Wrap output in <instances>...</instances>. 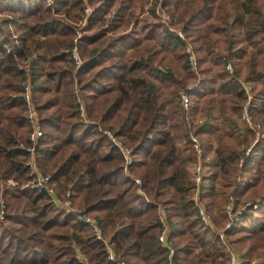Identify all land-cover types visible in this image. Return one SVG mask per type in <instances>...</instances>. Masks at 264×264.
<instances>
[{
  "label": "trees",
  "instance_id": "obj_1",
  "mask_svg": "<svg viewBox=\"0 0 264 264\" xmlns=\"http://www.w3.org/2000/svg\"><path fill=\"white\" fill-rule=\"evenodd\" d=\"M137 1L0 0V264H81L77 254L88 264H116L86 223L30 185L31 155L38 173L50 174L53 195L97 218L126 264H226L225 245L240 264L264 261V0H162L183 39L148 0L135 10ZM85 4L74 67L70 48ZM27 78L42 129L31 154ZM242 82L257 136L241 117ZM103 129L129 148L126 170ZM191 134L200 146L197 184ZM229 200L233 209L257 203L221 239L215 229Z\"/></svg>",
  "mask_w": 264,
  "mask_h": 264
},
{
  "label": "built area",
  "instance_id": "obj_2",
  "mask_svg": "<svg viewBox=\"0 0 264 264\" xmlns=\"http://www.w3.org/2000/svg\"><path fill=\"white\" fill-rule=\"evenodd\" d=\"M161 2H162V0H148V3L153 4L154 12L157 15V17L159 18V21L162 22L163 25H165L168 29H174V28H171L170 16H169L168 12L162 7ZM146 8H147V4L145 3L143 5V10H142L145 13L147 12ZM90 9H91V7L87 4H85L83 9H82L83 17L80 20H78L77 22H75L76 27L74 29V36L72 38V46L70 48V56H71V59L73 61L74 67H77L81 62L80 57H79L78 52H77V47H76V38L80 34L79 27L84 22V17L89 13ZM174 31L176 32V34L179 38H181V39L184 38V33L179 28L174 29ZM186 50H187V56L186 57H187L188 65H189L190 69H192L195 72L196 71V58H195L193 52L190 50V47L188 45L186 46ZM225 67L228 70H230V65L228 63L225 64ZM196 81H197V78L195 79V82ZM21 83H22L23 89H24L22 92V97L26 103L25 116H26L28 123L30 125V130L28 132V139L30 141V146H28L27 149L31 154L32 150H33V143L35 142V140L39 136H41L42 129L39 125L37 113H36L34 106H33V103H32L28 78L23 79ZM241 84L243 87V91L246 94V101L242 106L241 117L247 123V125L252 130H254L255 135L257 136L259 134L260 125H259V123L253 122L251 120L250 113L248 110V99L250 98V87L246 83L242 82ZM179 97H180L181 105L183 106V108H185L187 106L188 97H187L186 92L183 89L179 90ZM78 109H79L80 113L82 114L83 108H82V105L80 103L78 105ZM103 133L119 149V151L122 155L123 161H124L123 169L126 170V164L129 163L131 160L129 148L124 146L117 138H115L108 129H103ZM190 140H191L192 149L196 155L195 162L192 165V179H193L194 183L197 184L199 181V171H200V158H199L200 146H199V141L195 135L191 134ZM20 145L22 146L23 144L21 143ZM248 149H249V146H246L244 149V152H247ZM26 164L30 165V168L35 172V178L31 181L30 185L33 187H36L38 190H42V189L46 190L51 195V199L54 201L55 204L59 205L64 211L74 214L77 218H79L84 223H86L90 227V229L92 230L94 237L103 244L105 252H106V257L108 259L114 260L116 264H126V262L123 259H116L115 258V255H114V253L110 247L109 241L107 240V238L105 236H103V234L101 232L97 218H95L93 215H90V214L84 212L80 207L74 205L68 198L61 200V199L57 198L55 195H53L51 186L48 184L50 174L49 173H46V174L38 173V171L35 167L32 155L28 159V161H26ZM133 180L136 183L139 182V179L137 177H133ZM68 193H69L68 190H66L65 196H67ZM193 196H194V200H196L195 199L196 198L195 193ZM0 202H1L0 219H2L4 216V200L1 198ZM256 203H257L256 201L248 200V201H245L244 203H242L238 208L233 209L232 205H231V201L229 200L228 202H226L224 205V210L226 213V219L223 221L222 226L220 228L215 229L219 238H221V239L223 238V231L222 230L225 228H228L231 225V222L233 220L238 219V216L242 210H244L248 206L255 207ZM196 204H197V214H198L199 219L201 221H203L205 224H207L209 227H212L209 215L204 211V209L202 208V206L198 202H196ZM164 214H165L164 206L161 204H158L157 205V217H158V220L160 222L161 228H160V231L157 235V238H158V240H160L162 242L164 241V236H165V232H166V226H165V222H164ZM225 249L227 252V263L226 264H240L237 254L232 249H230L227 245H225ZM167 251H168L167 255L169 256L172 253V248L170 246H167ZM76 257H77V260L79 262H81V264H88L82 255L77 254ZM257 262H258L257 264H264V261H262V260H258Z\"/></svg>",
  "mask_w": 264,
  "mask_h": 264
},
{
  "label": "rangeland",
  "instance_id": "obj_3",
  "mask_svg": "<svg viewBox=\"0 0 264 264\" xmlns=\"http://www.w3.org/2000/svg\"><path fill=\"white\" fill-rule=\"evenodd\" d=\"M144 3V0H139V2L137 1L136 5H135V10H138V8ZM88 5V4H87ZM170 25H171V28H174V29H177V25L176 23H171L170 22ZM172 29V30H174ZM235 252V251H234Z\"/></svg>",
  "mask_w": 264,
  "mask_h": 264
}]
</instances>
